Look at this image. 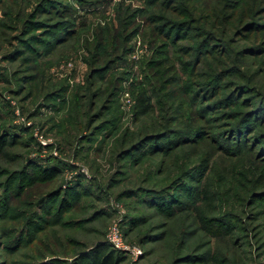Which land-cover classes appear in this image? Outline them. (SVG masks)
<instances>
[{
  "label": "rangeland",
  "instance_id": "rangeland-1",
  "mask_svg": "<svg viewBox=\"0 0 264 264\" xmlns=\"http://www.w3.org/2000/svg\"><path fill=\"white\" fill-rule=\"evenodd\" d=\"M104 251L264 264V0L0 2V264Z\"/></svg>",
  "mask_w": 264,
  "mask_h": 264
},
{
  "label": "trees",
  "instance_id": "trees-1",
  "mask_svg": "<svg viewBox=\"0 0 264 264\" xmlns=\"http://www.w3.org/2000/svg\"><path fill=\"white\" fill-rule=\"evenodd\" d=\"M3 0H0V2ZM58 41V40H55ZM55 46H53L52 48H54ZM52 50V49H51ZM174 145V144H173ZM172 146V145H171ZM43 173V174H42ZM41 175H45L47 173L42 172ZM54 175H56V172L52 171L50 172V176L54 177ZM36 179V178H35ZM36 181V180H35ZM91 264H114L113 262V255L112 253L108 255V253L106 251H104L103 253L99 254V255H95L92 257L91 259Z\"/></svg>",
  "mask_w": 264,
  "mask_h": 264
},
{
  "label": "built area",
  "instance_id": "built-area-1",
  "mask_svg": "<svg viewBox=\"0 0 264 264\" xmlns=\"http://www.w3.org/2000/svg\"><path fill=\"white\" fill-rule=\"evenodd\" d=\"M118 241H119V240L116 239L114 242L118 243Z\"/></svg>",
  "mask_w": 264,
  "mask_h": 264
}]
</instances>
